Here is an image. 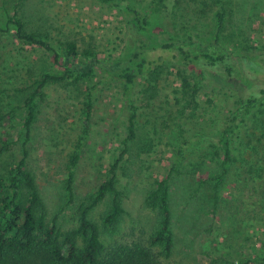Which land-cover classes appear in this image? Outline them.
Listing matches in <instances>:
<instances>
[{
  "label": "rangeland",
  "instance_id": "1",
  "mask_svg": "<svg viewBox=\"0 0 264 264\" xmlns=\"http://www.w3.org/2000/svg\"><path fill=\"white\" fill-rule=\"evenodd\" d=\"M139 1L143 9L153 10L147 5L149 0ZM158 2L155 8L162 10L164 6L167 14L176 18L175 29L169 25V30L178 35L191 27L207 34L213 25V13L225 5L222 49L237 57L255 59L262 69L251 73L247 84L216 70V74L212 72V76L203 79L201 90L189 105L185 104L175 71L166 72L156 82L137 80L132 90V101L138 108L137 136L133 142L126 141L130 113L120 83L96 85L86 126V86L51 85L43 90V96L33 100L35 120L25 142L24 103L30 96L28 88L45 72L60 74L64 60L62 56L56 60L52 53L18 43L9 26L8 37L0 39V148H5L0 158V175H5L21 159L24 147L26 165L35 178L46 221L55 220L61 229L68 230L76 225V219L64 181L69 158L76 154L75 146L80 145L73 181L78 199L93 193L108 177L109 167L117 162L115 174L117 188L123 193L124 213L116 232L102 231L105 246L146 242L156 219L145 205L146 195L156 179L168 178L177 243L167 262L207 264L209 257L221 255L227 260L225 264H240L242 258L264 253V207L258 214L249 206L258 196L249 195L244 175L234 176L240 166H246L242 170L245 171L252 159L259 160L261 154L252 156L250 152V144L258 141L259 133H250L249 127L254 125L247 120L234 135L232 154L236 162L216 208L210 188H197L211 166L199 167L192 157L172 169L173 152L182 136L188 138L198 133L201 137L206 132L210 136L206 142H217L236 102L264 89V0ZM15 15L28 31L45 36L54 47L73 42L79 53L91 49L105 62L121 54L131 35L116 11L103 7L97 0H0V28L5 29L7 19ZM153 34L158 41L163 39L158 28ZM192 72L197 73L198 69L187 66L185 77L190 83ZM97 81L98 78L94 80ZM149 85H155V90H150ZM9 112L14 113L13 121ZM109 201L106 198L89 214L100 230ZM252 223L259 225L251 228Z\"/></svg>",
  "mask_w": 264,
  "mask_h": 264
},
{
  "label": "trees",
  "instance_id": "2",
  "mask_svg": "<svg viewBox=\"0 0 264 264\" xmlns=\"http://www.w3.org/2000/svg\"><path fill=\"white\" fill-rule=\"evenodd\" d=\"M97 1L103 7L116 11L131 34L125 40L121 54L110 61L100 59L91 49L79 53L73 42L56 48L45 36L28 31L16 15L7 19L5 29L0 28V39L8 37V27L11 26L12 37L18 43L52 53L56 60L62 56L64 60L60 74L45 72L28 88L30 96L24 103L25 142L29 139L35 120L33 100L37 96H43V90L51 85L69 88L86 86L83 103L86 126L92 109V91L96 89V85L120 83L130 113L126 141L133 142L137 136L138 108L132 101V90L137 80L156 82L155 80L166 72L175 71L180 78L185 104L189 105L201 90L203 79L212 76V72L216 74V70L228 77H237L239 81L247 84L250 82L248 76L251 73L257 74L262 69L257 60L237 57L222 49L221 40L227 15L225 5H220L213 13V25L207 34L191 27L178 35L169 30V25L175 29L173 22H176V18L173 19L167 14L164 6L162 10L155 8L158 0L147 2V5L153 7L150 11L143 9L139 0ZM156 28L163 36L160 41L153 34ZM190 65L198 69L197 73L191 74L192 83L185 77V70ZM96 78L98 81L94 82ZM149 89L154 91L155 85H149ZM180 113H183V110H180ZM9 115L13 121L14 113L9 112ZM247 120L254 125L249 127L250 133H259L258 141L254 145L250 144L251 155L261 156L257 161L252 159V165L245 171L242 170L246 166H240L234 176L239 178L238 176L244 175L243 180L248 185L249 195L255 198L258 196L249 206L259 214L264 207V89L236 102L235 111L221 129L217 142L214 139L206 142L210 138L206 132L203 133L205 136L201 137L198 133L190 136L193 138L182 136L173 152L172 169L178 168L192 157L196 158L192 162L199 167L209 164L211 167L204 173L207 177L199 182L197 188L200 189L204 185L210 188L212 205L216 208L221 200V189L228 183L229 171L236 162L232 154L233 137L240 132L239 127ZM245 136L247 137V134ZM79 146H75L76 154L69 158L64 181V190L68 201L74 206L76 219V225L68 230L61 229L55 220L46 221L44 204L35 178L26 165L27 152L24 147L21 159L11 165L5 175H0V264H170L167 261L175 252L177 239L173 230L175 220L173 222L168 178L156 179L154 187L146 195L145 205L156 218L146 242L105 246L101 241L102 231L107 234L116 232L124 213L121 203L123 193L117 188L115 174L117 162L109 167L108 177L93 193L78 199L74 194L73 181L79 159ZM125 146L127 150L128 144ZM4 149L1 146L0 158L5 153ZM120 158L123 159V156ZM106 198L110 201L106 213L101 217L100 230L98 225L90 220L89 214ZM256 225L259 224L252 223L250 227L254 228ZM226 261V258L220 255L209 257L207 264H225ZM240 264H264V253L242 258Z\"/></svg>",
  "mask_w": 264,
  "mask_h": 264
}]
</instances>
